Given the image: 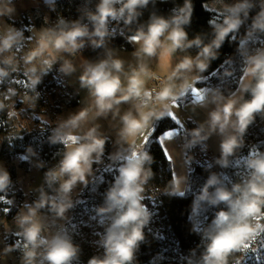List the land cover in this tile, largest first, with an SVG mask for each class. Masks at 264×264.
<instances>
[{
  "label": "trees",
  "instance_id": "trees-1",
  "mask_svg": "<svg viewBox=\"0 0 264 264\" xmlns=\"http://www.w3.org/2000/svg\"><path fill=\"white\" fill-rule=\"evenodd\" d=\"M212 0H187L190 7H186V0H149L146 6L136 9V14L131 23H125L127 12L124 18L112 20L107 23V35L101 47L97 48L93 41H99V37L92 35L95 31V24L91 19L97 14V6L100 0H55L53 11L46 20L45 15L39 9H30L24 12L20 19H6V24L16 31L21 32L25 37L30 27H48L53 25L54 30L60 35L72 31L76 27H86L91 39L83 49V54L89 61H95L104 54L105 43L109 41L111 46L117 50L131 51L132 46L127 40L128 37L147 34L149 27L158 20H165L170 24L177 17L187 18V23L180 24V28L187 33V40L183 43L199 40L197 46L192 43L191 47L177 49L178 55L185 57L202 52L205 46L212 45L214 56L205 57L207 67L204 71L199 69L195 75L202 81L200 87L212 86L220 96L232 94L238 87L244 65L253 53L259 41L249 43V35L252 33L259 40L264 42V31L254 27L259 14L264 11V0H248L250 8L246 9L247 16L241 11L238 18L242 21L239 28L221 42V47L216 49L213 45L218 30L226 27V18H235L223 12L209 10L205 5ZM118 10L122 3L115 4ZM181 9H184L182 12ZM16 35L11 39L10 50L17 49L23 42V37ZM248 53V54H247ZM203 56V55H202ZM0 71L5 73L2 78L3 91L7 90V84L13 82L19 75V71L13 63L0 55ZM258 78L253 76L241 99L239 107L247 101H251L252 89L255 88ZM57 79L52 73H45L42 77L27 83L25 90L26 98L36 106H44V96L57 87ZM67 85V84H66ZM67 101L65 108L76 107L79 102L78 94L71 88L66 93ZM253 120L243 134L237 132L236 139L238 147L233 150V155L228 156L226 161L213 159L207 164H197L189 174L188 192L181 197L174 194V178L169 160L165 157L161 146L156 143V137L167 129H176L177 125L169 117L163 116L156 125V132H153L150 144L146 153L151 160L143 162V174L146 180L143 188L152 194V197L144 195L141 197V204L146 207L148 220L142 229L144 239L137 243L133 250V259L130 264H204L203 256L210 240L209 235L214 234L212 220L216 212L223 209L227 211V205L221 203L218 207L207 201L199 199L200 193L211 176H215L218 183L209 188L208 191L214 195L216 188H224L232 191L235 185L242 188L252 179L253 169L248 167L251 160L264 158V112L254 113ZM8 109L0 102V135L2 143L0 146V160L8 167L6 173L9 175L7 186L0 191V198L9 200L13 197L12 186L16 180V168L10 165L12 158L24 156L34 162L44 178V185L40 195L34 201L37 212L43 215L56 214L51 207L55 202L57 205L65 201L54 199L60 185L57 180H52V174L59 171L60 162L63 160L67 150L63 141L64 128L58 124H46L42 128H34L22 133L20 136H12L8 132ZM193 130H200L192 121H187V138L190 142L194 139ZM201 137H203L200 131ZM106 144L102 158L110 159L116 149L109 139ZM205 140L198 141L195 145L200 148ZM118 148H129L122 145ZM227 167H222L224 163ZM95 164L92 163L91 168ZM24 166V163H21ZM1 174V173H0ZM66 176V175H65ZM119 176V169L113 167L101 173V182L97 186V195L94 197V204L103 207L107 204V193L114 186L115 179ZM67 177V176H66ZM145 191V192H146ZM238 196L239 194H235ZM235 198V197H234ZM42 201L47 204L40 207ZM202 202L201 206L198 202ZM202 208L201 210L199 208ZM8 208L4 200H0V210ZM195 208V211L193 210ZM76 208H70L67 213L74 212ZM264 210V209H262ZM0 216L6 220L14 217L15 211L9 210L7 215ZM259 222L264 223V218ZM59 237L68 239L77 248L76 257L70 264H88L93 258L89 245L78 243L76 237H69L68 233H60ZM250 245L249 240L245 241ZM248 248L233 250L227 254V264H254V260L245 259L251 255ZM39 264H49L42 260Z\"/></svg>",
  "mask_w": 264,
  "mask_h": 264
},
{
  "label": "rangeland",
  "instance_id": "rangeland-1",
  "mask_svg": "<svg viewBox=\"0 0 264 264\" xmlns=\"http://www.w3.org/2000/svg\"><path fill=\"white\" fill-rule=\"evenodd\" d=\"M54 1L0 0V49H3L0 50V55H3L4 58L12 62L17 71H19V75L13 82L7 84V90L4 91L2 78L0 77V102L7 106L9 116L8 132L12 136H20L26 131L42 128L44 125L53 124L59 119V126L64 127L61 123L64 119L63 115L66 114L65 117H68V108H65L64 104L67 101L66 93L69 87L63 82V73L67 64L62 63H66L71 59L73 54L79 52L82 48L74 52L56 49L55 40L61 35L54 30L53 25H50V28L46 26L38 28L35 26L30 27L27 35L23 37L21 32L14 30L6 24V19L19 20L22 14L30 9H39V12L44 14L47 20L53 11ZM243 3H245V0H212L205 7L209 10H216L217 12L232 15L231 9ZM174 27L176 25L173 23L169 25V28L165 31V41L162 42L160 49L156 48L155 54L152 56H148L142 51L143 40L137 43L133 39L138 36L127 38L132 46L131 51L115 50L109 41L105 43L104 50L108 62H121V72L116 76L120 78L122 89H127L125 77L130 80L133 75H136L140 81L146 78L149 85V77H142L137 71L138 66L145 65L167 80L165 88H171L172 94L176 97L174 101L169 98L163 104H157L148 109L141 108L136 98H134L135 100L132 99V105L127 109L128 112L127 110H123L121 113L122 117L131 113L133 117L139 119L140 113L136 110L140 108L141 110L144 109L142 112L145 113L149 111H155L156 113L163 112L164 116L169 118L174 116L178 119L182 127L177 131V135L166 141L162 137L161 140L163 142L162 146L166 148L170 156L169 162L174 178V194L180 195L181 192L186 194L189 190V174L193 168L197 164H207L215 158L217 160L220 159L221 142L228 137H236L238 130L232 126L231 122L223 134L220 133L218 127L213 131L210 126V113L216 111L218 108H222L230 100L235 101L234 111L239 108L243 94L253 77L246 70L253 66L252 60L254 58L264 55V42L262 43L252 33L249 35V43L253 44L259 41V45L255 47V53L247 59L237 89L228 96H220L212 86H198V83L202 79L194 73L198 70L196 67L197 63L203 62L207 65V60L204 56L201 55L198 59V54L182 57L178 55L177 49L174 51L170 50L171 41L167 37ZM16 35L23 37L21 46L15 49V51L4 49L3 41L9 37L12 39ZM90 40L82 38L84 46ZM77 42L80 43L81 41L78 40ZM186 58L193 61L192 68L177 71V66ZM45 61L48 63H45ZM69 71L71 72V74L69 73V77L70 75L76 77L78 70L73 69ZM49 72L56 77L57 87L52 92H47L44 96V106H36L26 98L25 90L27 83L37 80ZM78 81H80V78H78ZM82 91L86 92L84 89ZM109 115L111 117L107 119V123L102 126L96 125V129L104 134V139H109L113 143L116 153L110 159L100 156L98 162H94L95 165L91 168V174H86V186L77 182L72 191L67 195L62 193L59 188L53 198L71 203L73 208H76L72 214L65 212L63 218L57 216V214L43 215L37 212L34 201L40 195V191L44 185L43 175L37 165L26 157L20 155L12 158L10 165L16 168L17 176L11 188L13 197L9 200H4V202L8 205L7 209L15 211V215L10 220H6L0 216V264H29L26 253L33 250L36 252V256L32 259L31 264H39L44 260L48 244H41L33 249V246L28 243L25 236V229L29 225L21 224L22 218L29 215L30 209L35 211L33 221L41 227V239L50 242L54 237L59 236L60 233L67 232L69 237H76L78 243L83 242L89 245L93 257L99 260L105 258L106 249L104 243L108 229L114 222L117 213L116 210H113L103 216L97 214V210L102 207H97L93 199L97 195V186L102 179L101 173L104 170L117 167V165L118 169L127 166L133 153L136 154L137 158L145 154L150 144L151 136L159 121L153 117L149 126L144 129L143 135L137 133L134 137H126L122 134L124 128L123 121H121L122 117L120 115L117 116L113 110L109 111ZM236 119L235 115H233L231 121L235 122ZM171 120L175 122L173 119ZM188 120L198 126L203 137H207L205 144L200 148L193 145L187 138ZM103 127H107V129ZM176 129H178V125ZM69 130L68 127L63 137L67 151L79 145L77 140L76 142L78 143L76 144L67 141V137L73 136V133L69 135ZM1 143L2 136L0 135V146ZM122 145L129 148H125V150L118 148ZM96 158L97 154L93 153V161H96ZM21 163H24V166H21ZM7 167L0 160L1 174L6 172ZM66 179L68 177L63 176L56 180L61 185ZM141 187L143 188V184H141ZM145 191L143 188V191L139 194L140 197L147 195L151 198L152 194ZM198 203L201 206L202 202ZM103 207H108V203ZM2 209L0 210L3 211L1 213L7 215L9 210L5 212L6 208ZM199 209L201 210L202 208L200 207ZM260 223L264 225V223ZM249 242L250 245L247 250H250L254 254L257 251L258 245L264 242V232H260L254 240H249ZM26 244L28 245L27 248L25 247Z\"/></svg>",
  "mask_w": 264,
  "mask_h": 264
},
{
  "label": "clouds",
  "instance_id": "clouds-1",
  "mask_svg": "<svg viewBox=\"0 0 264 264\" xmlns=\"http://www.w3.org/2000/svg\"><path fill=\"white\" fill-rule=\"evenodd\" d=\"M118 3H122V7L117 10L114 5ZM148 3L149 0H100L97 6V14L91 16L95 24V31L92 35L100 38L99 41H93V44L97 48L102 46L104 37L108 34L106 26L109 18L118 20L124 18L127 12L128 16L124 22L126 24L131 23L136 14L137 7L146 6ZM186 7H190L187 4V0ZM250 7L251 5L245 0V3L238 4L231 9L235 18H226L224 20L226 27L218 30L216 39L213 41L216 49L221 47V42L225 41L229 33L237 30L241 25L242 21L238 18V14L243 11L245 16H247L246 9ZM181 11L183 12L184 9H181ZM187 22V18L181 19L179 17L172 21L176 27L172 29L167 37L171 41L170 50L174 51L182 47H191L192 43L199 46V40L190 42L187 45L183 43L188 37L187 33L180 28V24ZM254 27L264 31V11H261L259 14ZM168 28L169 23L161 19L149 27L147 34L141 33L133 39L137 43L143 40L142 51L146 55L152 56L155 54L156 48L160 46L159 38ZM87 36H89V32L86 27H76L57 38L55 40V48L74 52L84 47L82 38ZM78 40L81 42L78 43ZM3 48H11V37L3 41ZM201 55L205 57L214 56L212 45L205 46L202 52L198 53L197 59ZM45 63L48 62L45 61ZM192 65L193 61L186 58L177 66V71L191 69ZM252 65L246 71L249 75L258 78L255 88L252 89L253 98L251 101L242 104L238 109H235V111V101L230 100L222 108H218L216 111L210 113V126L213 131L218 127L220 133L223 134L231 122L232 126L236 127L240 134H243L252 122L254 118L253 114L264 112V55L254 58ZM111 67L119 72L122 65L120 61H114ZM196 67L200 71H204L207 65L200 62L196 64ZM108 69V63L106 61L101 62L95 67H90L80 77L81 85L89 88L92 95L96 98L98 115L111 111L114 104L118 105L121 102L129 101L141 95L146 98L151 97V93L142 91V81L136 75L130 78L127 89H122L120 78L112 75V72ZM4 74L0 71V75ZM118 92L122 93L119 98H117ZM169 98L173 101L176 99L172 94L171 88L163 89L156 97L158 101H165ZM233 115L237 118L235 122L231 121ZM85 116V112H80L76 120H82ZM163 116V112H140L139 119H137L131 113H128L122 117L124 124L122 134L126 137H134L137 133L143 135L144 129L149 126L153 117L159 120ZM192 136L194 137L192 140L193 145L200 140L207 139V137H201L200 130H193ZM86 138L90 143L80 144L67 151L60 162L59 171L52 174V180L65 175L68 177L60 185V191L65 195L72 191L77 182L85 186L87 185L86 174H91L92 163L98 162L99 157L104 153L106 140L96 135L95 128L90 130ZM76 139L75 136L67 137V141H71L72 143H76ZM237 147L238 143L235 136L223 140L220 144L221 159L226 161V158L233 155V150ZM93 153L97 154L96 161L92 159ZM149 160H151V157L147 153L139 158L133 153L127 166L119 169V176L115 179L114 186L107 193L108 207H102L97 210V214L101 216L113 210H116L117 213L114 222L108 229L104 243L106 249L105 258L99 260L93 257L88 261V264H130L132 261L133 250L136 248L137 243L144 239L142 229L148 220L147 209L141 204L139 194L143 191L141 187V184L144 182L141 179L144 171L143 162ZM222 167H227V163L225 162ZM248 167L253 169L252 179L243 188L240 185H235L232 191L216 188L214 195H211L208 189L218 183V180L213 175L208 179L200 193L199 199L201 201H207L216 207L224 203L228 209L227 211L221 209L216 212L215 218L212 220L214 234L208 237L210 243L207 246L206 254L203 256L204 264H227L226 257L229 252L248 248L249 245L245 241L254 240L260 232H264V225L259 222L264 218V210H262L264 209V158L251 160ZM8 182V173L0 174V191H3ZM237 193L239 194L238 196L235 195ZM184 195L185 193H180L181 197ZM46 204V201H42L40 207H44ZM51 207L56 210L57 216L63 218L65 212L72 208L73 205L71 203L57 205L53 202ZM193 210L195 211V208ZM34 215L35 211L30 209L29 215L24 216L21 220L22 225H29L25 229L28 243L33 246V249L47 243L48 249L44 259L49 264H70L72 259L76 257L77 248L68 239L59 236L54 237L50 242L41 239V227L33 221ZM27 246L26 244L25 247L27 248ZM26 256L29 264H31L32 259L36 256V252L34 250L27 252Z\"/></svg>",
  "mask_w": 264,
  "mask_h": 264
},
{
  "label": "crops",
  "instance_id": "crops-1",
  "mask_svg": "<svg viewBox=\"0 0 264 264\" xmlns=\"http://www.w3.org/2000/svg\"><path fill=\"white\" fill-rule=\"evenodd\" d=\"M165 39H166V37H165V33H164L159 38L160 46L157 47L158 49L161 48L162 42H164ZM113 49H115V48H113ZM115 50H117V49H115ZM118 51H120V50H118ZM193 55H195V54H193ZM105 61L108 63V66H109L108 70H110L112 72V75L116 76L118 73L121 72V70L119 72H117L114 68L111 67L113 62H111V63L108 62V59H107L106 54H105V50H104L103 56H101L100 58H98L95 61H89L85 57V55L83 54V49H81L79 52L73 54L71 59L68 60L66 63H62V64H67V67L64 69V73H63V82L65 84H67V86L69 88L73 89L79 96L78 105L76 107L68 108V110L66 109L67 113H68V117H65L66 114L63 115L64 119L61 123L63 124L62 126H64V127H62V128H64L65 130H68V127H69V129H70L68 131L69 135H71V133H73L72 135L77 138L76 140L79 142V145L88 143L89 140L86 137L88 136V133L90 132V130L93 128L96 129V127H97L96 125H100V126L105 125L107 123V119L111 117L109 115V112L102 114V115L97 114L98 108L96 105L95 96L92 95L89 88L82 86L81 81H78V78H80L82 75H84V73L90 67H95L98 64H100L101 62H105ZM73 69L78 70L76 72L77 75H76V77H73L71 75L69 77V73L71 74V72L69 70H73ZM142 77H145V76H142ZM146 83H147V79L146 78L142 79V86H141L142 91H145L147 89L148 83L147 84ZM125 85L127 87L129 86V80L126 77H125ZM83 89L86 92L82 91ZM121 94L122 93L118 92L117 98H119V96ZM133 100H135V99L133 98ZM131 105H132V99H130L129 101H126V102H121L118 105L114 104L112 110L117 116L120 115L122 117L121 111H123V110L126 111L128 109V107H130ZM142 110H144V109H142ZM142 110L137 109L136 111L140 113V112H142ZM80 112H85L86 116L82 120H76V117L79 115ZM127 112H128V110H127ZM91 114H92V116H90ZM121 121H122V118H121ZM55 123L59 125L60 119L57 120V122H55ZM103 128L107 129V127H103ZM96 135L100 138L105 137L104 134L102 132H99L97 129H96ZM78 142H76V143H78ZM142 180L145 181L144 174L142 175Z\"/></svg>",
  "mask_w": 264,
  "mask_h": 264
},
{
  "label": "built area",
  "instance_id": "built-area-1",
  "mask_svg": "<svg viewBox=\"0 0 264 264\" xmlns=\"http://www.w3.org/2000/svg\"><path fill=\"white\" fill-rule=\"evenodd\" d=\"M137 71L140 73V75L149 77L150 79V83L145 91L151 93V97L146 98L143 95L136 97L137 103L140 105V107L147 109L157 104H163L165 101H158L156 97L165 88L167 80L145 65L138 66ZM138 109L141 110L140 108Z\"/></svg>",
  "mask_w": 264,
  "mask_h": 264
},
{
  "label": "snow or ice",
  "instance_id": "snow-or-ice-1",
  "mask_svg": "<svg viewBox=\"0 0 264 264\" xmlns=\"http://www.w3.org/2000/svg\"><path fill=\"white\" fill-rule=\"evenodd\" d=\"M171 119H173L175 121V123L178 125V129H167L164 132L160 133L157 137H156V143H158L161 146L162 151L164 152V155L167 159H169L170 161V156L168 155L166 148L164 146H162L163 142L161 140V138L163 137L164 140H168V139H172L174 136L177 135V131L182 127V125H180L179 121L177 118H175L174 116L170 117ZM154 132H156V129H154ZM0 200H5L4 198H0ZM8 202V201H7ZM10 203V202H8ZM9 209H5V212H7ZM246 261L247 260H254V264H264V242H261L258 247H257V251L254 254L251 255H246L245 256Z\"/></svg>",
  "mask_w": 264,
  "mask_h": 264
}]
</instances>
